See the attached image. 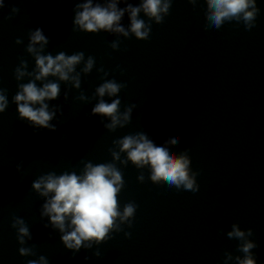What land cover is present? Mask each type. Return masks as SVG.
Returning a JSON list of instances; mask_svg holds the SVG:
<instances>
[{"label": "clouds", "instance_id": "1", "mask_svg": "<svg viewBox=\"0 0 264 264\" xmlns=\"http://www.w3.org/2000/svg\"><path fill=\"white\" fill-rule=\"evenodd\" d=\"M124 2L126 7L120 8L118 4ZM195 6L198 0H188ZM206 11L205 30L213 28L219 30L226 22H243L246 30L255 26L256 17L259 13L257 0H205ZM4 0H0V8H3ZM172 7V0H141L134 6L127 0H107L106 3H93V0H84L77 3L74 8L73 31L79 30L85 33L107 32L128 38L134 35L137 40H148L152 30L151 22L157 25L164 22V17L169 15ZM13 15L19 9H11ZM143 13L148 22L140 18ZM128 14L129 26L125 28L121 21ZM12 19V16L6 17ZM16 44L22 41L17 39ZM49 44V38L45 36L42 29L37 28L29 32V43L26 51L35 60V68L28 72L27 62L21 60L20 65L15 69L14 76L19 82L25 76L30 77L27 83H19L18 91L13 96V102L17 106L18 118L26 120L36 129H48L56 131V125L51 121L55 118L58 106L49 108L46 101L56 100L60 95V81L70 82L76 89L81 87V72L89 74L95 64L92 56L85 60L84 52H77L67 55L60 52L43 54L44 48ZM39 46V47H37ZM118 41L111 43L110 47L117 50ZM84 63L81 72L76 71V66ZM103 72V68L98 69ZM73 73H75L73 75ZM105 76L108 74L105 72ZM49 77H56L57 80H49ZM37 82H40L38 86ZM125 84L113 80H105L99 85L93 94V98H99L91 110V115H99L109 120L104 123V128L115 131L117 128H124L131 120L133 108L130 105L123 112L120 111V99H112L109 103L104 97H116ZM65 100L68 92L64 93ZM77 99L89 101V98L81 93ZM7 90L0 89V113L5 112L8 107ZM103 123V120H102ZM179 136L169 138L164 144L157 145L144 132L125 135L114 140L113 147L109 149L112 157L111 162L93 164L84 163L80 174L75 171L64 172L57 175L55 172L39 176L32 182V189L45 198L41 208V217H48L49 224L53 229L59 231L60 239L66 249L75 254L81 248L91 249L93 245H100L110 238L113 232L122 231L121 225L127 224L132 227V220L135 217L137 205L128 202L121 211L119 194L124 187L123 173L117 167L119 164L127 166L129 162L137 169L148 168L150 180L154 184L164 183L177 192L197 193L200 186L196 177L199 172L192 171L191 158L188 150L179 155L170 150V146L179 143ZM121 154H126L121 159ZM20 165H17L19 171ZM143 183L145 177L141 173L137 177ZM49 224H45L48 227ZM12 227L17 230V239L20 245L26 244L25 238L32 239L29 227L20 217H14ZM251 228L242 230L237 223L231 225V231L227 232L229 239L240 241L237 251L243 256H235L225 253L224 264L235 261V264H257L253 249L258 245L249 239L253 235ZM126 237L131 233H125ZM19 255L22 257L33 256L35 252L31 247H20ZM94 256L99 258L101 253L96 251ZM89 257L85 256V260ZM27 264H49V261L41 255L38 260H28Z\"/></svg>", "mask_w": 264, "mask_h": 264}]
</instances>
